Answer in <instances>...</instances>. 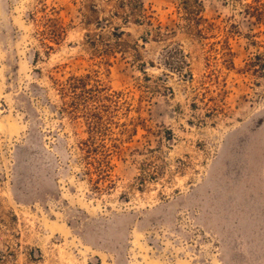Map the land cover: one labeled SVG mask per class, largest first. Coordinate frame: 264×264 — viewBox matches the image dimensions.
<instances>
[{
  "label": "rangeland",
  "instance_id": "obj_1",
  "mask_svg": "<svg viewBox=\"0 0 264 264\" xmlns=\"http://www.w3.org/2000/svg\"><path fill=\"white\" fill-rule=\"evenodd\" d=\"M43 1L66 26L52 49L33 19L40 0H0V264H264V23L245 12L252 0H200L217 28L203 41L185 29L182 0H142L154 26L176 30L166 41L114 16V1ZM96 16L140 56L101 64L87 42ZM219 39L234 68L209 51ZM211 68L226 81L219 116L200 95L216 90ZM96 72L123 93L106 178L57 86Z\"/></svg>",
  "mask_w": 264,
  "mask_h": 264
},
{
  "label": "trees",
  "instance_id": "obj_2",
  "mask_svg": "<svg viewBox=\"0 0 264 264\" xmlns=\"http://www.w3.org/2000/svg\"><path fill=\"white\" fill-rule=\"evenodd\" d=\"M39 13L33 16V19L38 22V34L43 40V44L52 49L47 41L60 43L61 39L66 34V26L59 15L56 7H49L43 0ZM114 1L115 11L113 15L121 16L123 21L130 22L133 20L138 24H146L150 26L147 30V35L153 36L157 41H166V39L176 32L175 29H167L163 31L161 24L154 26L152 10L147 8L142 0H110ZM200 0H182L180 10L186 20L185 29L193 37L200 41L214 37V32L217 29L215 23L210 22L202 14ZM94 12H98L96 7H93ZM246 13L255 17L258 21L264 23V0H252L247 2ZM90 19V17H88ZM95 25V30L87 33V42L91 46L94 57L100 58V63L110 65V57L120 53L122 55L131 54L134 58L140 56L138 43L130 44L124 39L126 32L119 27H113L109 33H106L111 27L112 20L106 17H95V21L91 22ZM147 40L146 37H143ZM170 50V57L173 54L182 52L180 48ZM210 52L221 54L222 64L225 68H234V52L229 43V40L219 39L210 45ZM182 59L178 62V67L189 66L185 54L181 55ZM209 59V58H208ZM210 64V63H208ZM210 66H212L210 64ZM193 79L190 72H182V76ZM207 82L216 84V90H212L208 86H204V91L201 92L202 101L206 105L207 116H219L225 114L224 111V96L227 93L226 81L220 80V75L216 68H211L205 75ZM207 82H204L206 84ZM58 90L64 101L63 109L73 118L84 119L88 136L81 141V149L85 153V160L88 164L96 165L97 175L99 178L109 176L108 167H110V154L112 148H118V138L114 137V127L125 125L116 121V116L124 104L122 102L123 93L111 91L105 86L99 73H88L86 75L72 74L64 81L57 83ZM199 96V94H198ZM193 106H197L193 103ZM127 132V128L122 129ZM121 131V132H122ZM110 140V144L107 141Z\"/></svg>",
  "mask_w": 264,
  "mask_h": 264
}]
</instances>
